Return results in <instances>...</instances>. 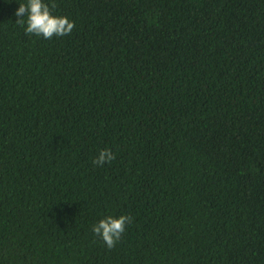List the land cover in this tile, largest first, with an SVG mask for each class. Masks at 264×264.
<instances>
[{
	"label": "trees",
	"instance_id": "16d2710c",
	"mask_svg": "<svg viewBox=\"0 0 264 264\" xmlns=\"http://www.w3.org/2000/svg\"><path fill=\"white\" fill-rule=\"evenodd\" d=\"M44 2L0 0V264H264V0Z\"/></svg>",
	"mask_w": 264,
	"mask_h": 264
},
{
	"label": "clouds",
	"instance_id": "9594fccd",
	"mask_svg": "<svg viewBox=\"0 0 264 264\" xmlns=\"http://www.w3.org/2000/svg\"><path fill=\"white\" fill-rule=\"evenodd\" d=\"M55 7L54 3L50 7L44 0H28L27 4L19 3V7L15 12L16 17H18L16 22L24 26V17H27L25 32L28 35L35 34L36 36H43L45 39H51L53 36L69 35L75 24L67 17L53 15L52 10ZM115 159L116 156L110 149H103L93 160V163L103 166L105 162L111 163ZM131 221L132 217L128 215H121L118 218L108 216L94 225L92 231L102 238L107 248L112 249L126 231V225Z\"/></svg>",
	"mask_w": 264,
	"mask_h": 264
}]
</instances>
